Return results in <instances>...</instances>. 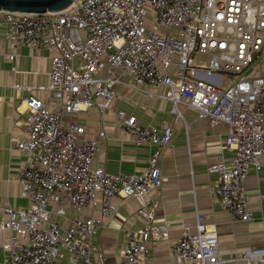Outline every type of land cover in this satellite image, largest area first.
<instances>
[{
	"label": "built area",
	"instance_id": "1",
	"mask_svg": "<svg viewBox=\"0 0 264 264\" xmlns=\"http://www.w3.org/2000/svg\"><path fill=\"white\" fill-rule=\"evenodd\" d=\"M0 25L14 49L10 61L20 47L52 53L48 89L54 99L48 106L23 99L26 137L12 141L27 160L16 181L28 204L0 209V229L8 232L2 264H104L94 259L92 238L117 210L116 197L137 198L143 220L127 232L118 264L144 261L150 240L168 239L146 194L162 185L159 157L174 122L183 118L179 105L210 125H226L224 145L233 156L207 167L217 175L210 194L231 221L252 220L244 178L250 167L264 170V0H73L49 14L0 12ZM257 64L260 73L252 76ZM116 86L168 100L175 121L141 125L116 106ZM96 98L101 111L115 113L135 146L152 147L141 173L90 168L104 133L84 137L72 116L96 105ZM65 206H99L100 214L63 227L57 218L65 216ZM207 227L196 213L193 229L184 227L169 245L171 255L181 264H264V245L221 257L217 236Z\"/></svg>",
	"mask_w": 264,
	"mask_h": 264
},
{
	"label": "crops",
	"instance_id": "2",
	"mask_svg": "<svg viewBox=\"0 0 264 264\" xmlns=\"http://www.w3.org/2000/svg\"><path fill=\"white\" fill-rule=\"evenodd\" d=\"M5 26L0 25V209L6 205L13 208L25 207L27 198L16 181L20 169L27 160L18 151L12 139H25L28 112L23 103L25 97H33L45 105H53L54 99L48 89L51 52L38 53L26 47L15 52L14 61L7 54L14 51L4 39ZM128 78H125L127 81ZM116 106L129 115H134L143 126L160 127L173 123L171 103L166 99L149 97L143 89L116 86ZM161 92L160 90L158 91ZM96 105L82 110L72 118L85 130L84 137L100 138L99 152L93 157L90 168L99 167L110 174H139L148 165L152 147L148 144L135 146L133 136L127 134L115 113ZM183 118L174 122L171 141L162 150L159 167L163 177L159 188H150L146 201L152 206L155 219L168 228V239H152L148 242L147 257L135 264H181L171 255L169 245L176 242L184 227L193 229L196 213L204 217L208 230H214L221 257H229L238 251L259 248L264 245V170L256 172L252 167L244 178V187L249 195L247 208L250 222L231 221L222 209L220 201L210 194L217 175L209 173L207 167L219 162L218 157L229 162L233 153L224 145L226 125H210L199 120L192 108L179 105ZM67 117V116H66ZM99 201V198H98ZM117 210L107 221L106 227L93 238L94 259L104 264H118L127 232L142 226L137 216L140 202L131 197L115 198ZM98 217L99 206L93 211L87 208L73 209L65 206V216L58 217L63 227L71 225L74 218ZM2 213L0 210V222ZM8 239V232L0 229V264L2 245ZM66 263V258L63 259ZM222 264H249L225 261Z\"/></svg>",
	"mask_w": 264,
	"mask_h": 264
},
{
	"label": "water",
	"instance_id": "3",
	"mask_svg": "<svg viewBox=\"0 0 264 264\" xmlns=\"http://www.w3.org/2000/svg\"><path fill=\"white\" fill-rule=\"evenodd\" d=\"M72 1L73 0H0V12L49 14L67 8Z\"/></svg>",
	"mask_w": 264,
	"mask_h": 264
},
{
	"label": "rangeland",
	"instance_id": "4",
	"mask_svg": "<svg viewBox=\"0 0 264 264\" xmlns=\"http://www.w3.org/2000/svg\"><path fill=\"white\" fill-rule=\"evenodd\" d=\"M199 61V59H197V62ZM260 73L259 71V64L255 65L253 67V69L251 70V75L254 76V75H258Z\"/></svg>",
	"mask_w": 264,
	"mask_h": 264
}]
</instances>
